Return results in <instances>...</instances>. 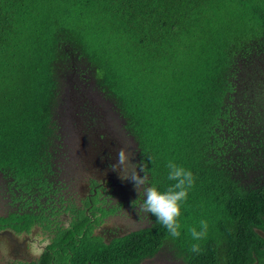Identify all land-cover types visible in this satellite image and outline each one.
<instances>
[{"label":"trees","instance_id":"trees-1","mask_svg":"<svg viewBox=\"0 0 264 264\" xmlns=\"http://www.w3.org/2000/svg\"><path fill=\"white\" fill-rule=\"evenodd\" d=\"M253 48L264 50V0H0V171L27 182L52 169L63 87L84 74L124 118L150 185L173 183L169 160L195 177L179 238L152 215L111 245L87 234L85 262L128 264L166 243L187 264L264 262V116L235 70ZM201 219L193 253L187 228Z\"/></svg>","mask_w":264,"mask_h":264},{"label":"flooded vegetation","instance_id":"flooded-vegetation-1","mask_svg":"<svg viewBox=\"0 0 264 264\" xmlns=\"http://www.w3.org/2000/svg\"><path fill=\"white\" fill-rule=\"evenodd\" d=\"M252 50L249 58L248 52L238 55L236 84L239 92L247 95L244 102L248 108L254 104L253 110L257 109L264 116V50ZM78 76L80 80L71 79L66 88L81 90L90 82L84 74ZM92 88L98 89L95 84ZM120 118L124 121L122 116ZM108 125L105 118H93L84 125L82 140L75 139L77 147L85 146L89 152L105 156L102 163L72 165L70 160L74 163L81 161L79 154L69 157L66 143L69 135L59 129L58 139L50 145L52 169L27 182L0 171V264H99L98 259L85 262L78 248L87 234L111 245L116 240L154 226L155 221H151L148 213L138 215L137 209L144 200L143 191L139 194L131 179H123L120 171L112 168L116 163V151L122 143L114 141L113 132L106 130ZM100 130L106 135L101 136ZM125 130V137L130 135L134 138ZM263 130L264 126L262 136ZM104 139L114 146L111 152ZM83 141L87 143L82 145ZM258 141L264 144V138ZM125 147L132 152V163L137 164L140 175L147 176L145 187L149 186V174L145 173L140 151L136 157L129 144ZM243 184L249 186L254 183L247 179ZM258 185H264V180ZM252 186L257 187L255 184ZM143 261H149V264H187L178 249L170 247L169 243L154 255H145L128 264H141ZM104 263L112 264V261L104 260ZM253 264L264 262L258 259Z\"/></svg>","mask_w":264,"mask_h":264},{"label":"clouds","instance_id":"clouds-1","mask_svg":"<svg viewBox=\"0 0 264 264\" xmlns=\"http://www.w3.org/2000/svg\"><path fill=\"white\" fill-rule=\"evenodd\" d=\"M116 152L117 158L116 163L112 165L113 170H119L123 179H131L139 194L143 191L144 200L137 209L138 215L140 213H150L156 217L171 237L179 238L181 235V224L179 222L181 205L187 200L189 191L195 185V177L192 171L177 164L174 160H169L167 162V179L173 183L166 190L161 191L155 184L145 187L147 176H141L137 171V164L132 163V152L127 147L122 146ZM124 172H128V175H124ZM133 204H135V201ZM148 217L151 221H154L151 216ZM208 227L207 220L201 219L198 226L187 228V233L194 241L189 246L191 252L199 253L201 251L199 242L207 237ZM30 244H33V242Z\"/></svg>","mask_w":264,"mask_h":264},{"label":"rangeland","instance_id":"rangeland-1","mask_svg":"<svg viewBox=\"0 0 264 264\" xmlns=\"http://www.w3.org/2000/svg\"><path fill=\"white\" fill-rule=\"evenodd\" d=\"M166 80V78H164ZM94 82L90 81L87 85L81 87V90L75 89L74 87H63L61 102L60 105L57 107V117H59V121L61 124V132L68 134L69 138L66 141L69 148V157L73 155L77 156V152L79 154V158L81 161L74 163L70 160L72 165H79V166H87L91 165L92 162H99L102 163L105 159V156L100 157L98 154L94 152H89L85 146L84 150L79 145L78 147L75 145V139L79 138L82 140L83 138V129L85 128V124L89 122L91 119H106L110 118L112 123L109 124L107 127V131L113 132L115 137L114 141L121 142L124 137V130L120 122H123L119 116L118 110L116 106L109 100L100 90L93 89ZM88 95V99H85ZM168 95H165L167 97ZM73 128L76 132H73ZM102 135H106L104 132L102 134V130L98 131ZM129 135V134H128ZM112 137V135H111ZM129 142L131 150L135 151V156L137 157L138 152L140 151L139 145H136V141L129 135ZM106 143L105 139L103 140ZM136 142V143H135ZM87 142L83 141L82 145L86 144ZM106 146L108 149L112 150L114 147L113 145L107 144ZM124 146V143H122ZM82 153H80V149ZM71 149L73 152L71 153ZM79 149V150H78ZM139 150V151H138ZM148 216H153L148 213ZM149 261H143L141 264H149ZM152 263H155V260H152Z\"/></svg>","mask_w":264,"mask_h":264},{"label":"water","instance_id":"water-1","mask_svg":"<svg viewBox=\"0 0 264 264\" xmlns=\"http://www.w3.org/2000/svg\"><path fill=\"white\" fill-rule=\"evenodd\" d=\"M119 113V112H118ZM119 116H121L120 115V113H119ZM106 121L108 122V124H111L112 123V120L110 119V118H106ZM121 123V125H122V127H123V125H125V120L123 121V122H120ZM126 129V128H125ZM124 128H123V130H124V135H125V133H126V130H125ZM73 132H76L75 131V129L73 128ZM125 137V136H124ZM133 140H134V138H133ZM122 143H124V146H127L128 144H130V142H129V138H127V137H125V139H122ZM131 145V144H130ZM136 145H137V143H136ZM132 146V145H131ZM82 147V149L84 150V146H81ZM80 149V148H79ZM80 151L82 152V150L80 149ZM257 233L264 239V232L263 231H261V230H257Z\"/></svg>","mask_w":264,"mask_h":264}]
</instances>
